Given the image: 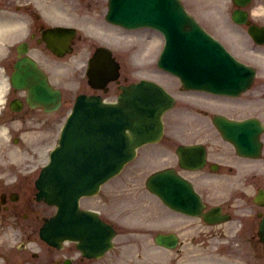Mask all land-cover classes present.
I'll return each instance as SVG.
<instances>
[{
    "label": "water",
    "instance_id": "obj_1",
    "mask_svg": "<svg viewBox=\"0 0 264 264\" xmlns=\"http://www.w3.org/2000/svg\"><path fill=\"white\" fill-rule=\"evenodd\" d=\"M186 41L183 38V43ZM133 89L132 93L135 94L136 90V94H139V90L147 92L153 87L145 84ZM149 101L148 98H142L136 103L133 101L131 108L120 105L113 109L99 101L77 103L74 115L69 118L63 133L61 146L54 151L39 182L44 191L42 195H46L50 202L58 203L61 208L47 229L43 230V236L50 242L56 243L59 237L85 235H91L96 240V231L91 230L89 222L83 220L91 213L79 210V197L94 193L100 182L119 171L134 155L135 147L141 143L139 137L146 135L145 127L148 128L156 120L148 106ZM136 111L141 117H137L135 123ZM135 125L139 134L135 139L128 140L122 127ZM246 144L249 145V142ZM150 183L166 200L176 205L190 209L187 203L197 201V197H192L194 193L189 186L169 171L154 175ZM184 194H187V199Z\"/></svg>",
    "mask_w": 264,
    "mask_h": 264
},
{
    "label": "rangeland",
    "instance_id": "obj_2",
    "mask_svg": "<svg viewBox=\"0 0 264 264\" xmlns=\"http://www.w3.org/2000/svg\"><path fill=\"white\" fill-rule=\"evenodd\" d=\"M103 1L106 2V0ZM260 1L261 0H254L253 5H258L260 6V8L264 7V4H261ZM185 2L187 3L189 9L194 12L195 15H197L199 20H201L204 25L209 26L210 30H214L212 27V15L215 14L213 12V9L215 10L216 8L217 0H185ZM221 6L222 7L219 8V16L215 18V24L217 25L216 27L219 33H223V30H227L228 22H230L227 13V9L230 6L229 1L226 0L225 3ZM262 19L264 20V17H262ZM220 20H224L225 22H227V24H224ZM85 34H87L88 36L90 35V39H93L92 33H86L85 31H82V35ZM230 34H233L232 30ZM88 42L89 43H81L89 49H92L93 44H91L90 41ZM242 42H245L246 49H243L247 51L248 44L252 43L250 42L249 38L246 39V41ZM261 50L264 51V49ZM258 51L260 52V50ZM251 53L256 54L255 60L261 58L258 52L253 51ZM122 59L124 62V73L125 75L129 74L128 76H130V79L134 78V75L136 78L140 75L138 73H140L141 71H145L143 70L145 68L139 69L135 65L139 69V71H136V73L132 74L135 71V68L132 66L134 65V63L131 64L128 56L123 55ZM258 62L263 63L262 71L264 75V57ZM60 80L62 81L63 78L61 77ZM164 80L167 83L168 81H170L175 84V80L167 78L166 76H164ZM261 95H263L262 98H264V76L257 79V82L255 83L252 90L249 93L245 94L242 98H240V102L247 101L248 99L259 98ZM262 103L264 107V101ZM258 108H260V106L258 105L256 106V109L253 107H242L241 109L235 108L231 111V114L234 116L243 117L259 115L264 119V109L263 111H258ZM62 120L63 113L59 117L58 126L62 122ZM169 122L173 124L170 118L167 128V134L170 135L175 132V127L169 125ZM177 132H179V130H177ZM164 141L165 147L168 145H170V147L173 146L168 139H165ZM164 144L160 146H149L143 150L147 151V149L149 148L148 153L150 154L151 158L145 159L139 174L147 175L155 169V167H153L155 166V163H152L154 160L153 158L158 157L159 159L157 161H164L163 158L160 157L162 155L161 152H158L162 151ZM133 167L135 169V164ZM127 173L128 171L123 175H126ZM119 178L111 180L105 187H103L101 194H99L98 196L85 198L83 200L84 206H91L94 208L97 207L101 209L103 214L106 215L109 220L113 221L119 229V234L115 238L116 247L111 252H109L104 259L92 261L90 262V264H163L166 259V257H164L166 251L162 250L161 247L156 245L153 235L158 231H164V229L166 228L164 225V216L167 209H165L164 206L160 205V203L154 198L153 200L144 198L134 199V193L130 195V193L134 190L133 184H131V191L130 193H128V198H126L127 196L125 197L124 194L126 193V190L124 189L126 188V185L129 181L126 183H122L120 180L123 179ZM139 179L141 178L139 177ZM132 180L134 181L133 183H135V175ZM118 186L121 187L117 189ZM104 199H107L108 201L105 202ZM123 205V209L128 211L135 209V221L133 219L134 227H130V222L127 221L128 217L121 214L122 209L120 208V206ZM54 210V207H47V213H51ZM38 227L39 226L37 225L36 228L38 229ZM7 229L9 234L8 240L10 253L5 259L4 264H62V258L71 250V248L68 247V243L66 244V247L68 248L64 250L51 248L41 239H38L37 232L35 234H31V236L26 239V237L24 238V236L21 235L20 231H18L16 227L7 226ZM135 232L137 234H135ZM148 232H151V234L149 235ZM23 242H26L24 246L21 244ZM184 246H189V244L185 243ZM35 252H39L41 257H34L33 253ZM221 261L225 263L227 262L225 258H222V260L218 261V264H221ZM262 261L264 262V260Z\"/></svg>",
    "mask_w": 264,
    "mask_h": 264
},
{
    "label": "flooded vegetation",
    "instance_id": "obj_3",
    "mask_svg": "<svg viewBox=\"0 0 264 264\" xmlns=\"http://www.w3.org/2000/svg\"><path fill=\"white\" fill-rule=\"evenodd\" d=\"M34 20V19H33ZM34 23V22H33ZM34 26V25H33ZM30 44H31V42H30Z\"/></svg>",
    "mask_w": 264,
    "mask_h": 264
},
{
    "label": "bare ground",
    "instance_id": "obj_4",
    "mask_svg": "<svg viewBox=\"0 0 264 264\" xmlns=\"http://www.w3.org/2000/svg\"><path fill=\"white\" fill-rule=\"evenodd\" d=\"M12 22V21H11Z\"/></svg>",
    "mask_w": 264,
    "mask_h": 264
}]
</instances>
